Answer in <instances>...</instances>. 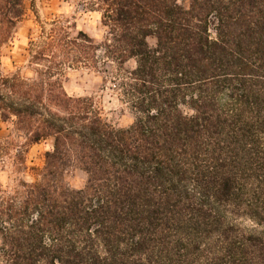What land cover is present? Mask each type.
Masks as SVG:
<instances>
[{"label":"trees","instance_id":"16d2710c","mask_svg":"<svg viewBox=\"0 0 264 264\" xmlns=\"http://www.w3.org/2000/svg\"><path fill=\"white\" fill-rule=\"evenodd\" d=\"M26 2L0 0V164L52 148L0 184V264H264V0H87L102 42L54 23L7 70ZM105 63L128 127L64 90Z\"/></svg>","mask_w":264,"mask_h":264},{"label":"rangeland","instance_id":"374dc122","mask_svg":"<svg viewBox=\"0 0 264 264\" xmlns=\"http://www.w3.org/2000/svg\"><path fill=\"white\" fill-rule=\"evenodd\" d=\"M86 2L87 0H27V13L17 24L11 43L3 50L2 67L10 70L15 66L24 70L28 64L29 44L37 45L43 40L54 23L67 27L73 36L77 32H83L95 43L102 42L105 29L101 26L100 14L86 10ZM149 44H152V41H149ZM131 67L132 63L127 64V68ZM111 68L110 63H105L98 70L65 69L62 78L63 87L70 97L91 98L96 109L108 123L118 128H125L132 123V116L118 101L117 95L110 89L111 86L106 84V77ZM9 135L19 142L22 141L15 137L10 126L0 124V139ZM51 148L50 139L30 145L26 154L28 170L24 174L13 172L8 162L4 165L0 164V184L12 187L19 179L33 181L34 175L31 169L41 168L44 165V155ZM85 181V173L77 168L68 169L64 175L65 184L72 190L83 189Z\"/></svg>","mask_w":264,"mask_h":264}]
</instances>
